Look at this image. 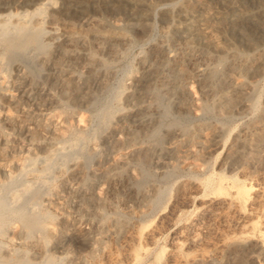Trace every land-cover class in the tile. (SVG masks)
Here are the masks:
<instances>
[{
  "label": "rangeland",
  "instance_id": "1",
  "mask_svg": "<svg viewBox=\"0 0 264 264\" xmlns=\"http://www.w3.org/2000/svg\"><path fill=\"white\" fill-rule=\"evenodd\" d=\"M242 1L264 21V0ZM7 3L0 264H254L264 256V31L247 44L237 17L216 2L208 3L221 13L214 18L188 9L189 0ZM242 24L248 30L252 20ZM70 29L74 53L52 33Z\"/></svg>",
  "mask_w": 264,
  "mask_h": 264
},
{
  "label": "bare ground",
  "instance_id": "2",
  "mask_svg": "<svg viewBox=\"0 0 264 264\" xmlns=\"http://www.w3.org/2000/svg\"><path fill=\"white\" fill-rule=\"evenodd\" d=\"M23 0H9V3H7V7L9 6H13L14 4L17 3H21ZM38 3L42 2L43 0H37ZM191 2H193V4L188 3L187 4V8L193 11H200L202 10L205 14V16L207 18H214L216 17L220 12H217L216 10H214L211 7H208V3L209 2H216L217 5H221L224 8V13H222V15H231V17L236 16L237 19L234 22V29L236 30V33L238 36H240L242 39H244V41L251 45V39L254 35H258L261 33V31H264V21H262L261 23H255L254 21V17L250 18L246 12V10L244 9V7L242 6V0H189ZM254 1V0H253ZM84 2H81V4ZM87 3V2H86ZM85 4V3H84ZM87 5V4H86ZM94 5V4H93ZM82 6V5H81ZM89 6V5H88ZM84 7V6H83ZM93 7V6H92ZM82 8V7H81ZM79 8V9H81ZM85 9V7L83 8ZM88 9V8H87ZM96 9V8H95ZM44 10V9H43ZM37 11L40 13L42 10L40 8L37 9ZM75 11V10H74ZM77 12L79 11L78 9L76 10ZM81 12V11H80ZM82 13V12H81ZM80 13V14H81ZM86 13V12H85ZM76 14V13H75ZM221 14V13H220ZM12 15V14H11ZM79 15V14H78ZM221 15V16H222ZM80 16V15H79ZM262 17V16H261ZM11 18V16H10ZM81 21L82 23L88 27L89 32L93 31L95 33V35L97 34V36H102V31L100 32L98 30V24L94 19H89L88 17H86L83 13H82V17ZM224 18V17H223ZM4 19V18H3ZM252 20V26H249L248 30H246L243 27V21H249ZM10 20V19H9ZM8 20V21H9ZM235 20V19H234ZM257 21V20H256ZM99 22V21H98ZM233 22V21H232ZM254 22V23H253ZM258 22V21H257ZM248 23V22H247ZM250 23V22H249ZM1 27H6V24L0 25ZM10 27V26H9ZM18 27V26H17ZM211 29H223L225 27V24L221 23L217 26H210ZM24 28H27V25L24 26ZM56 29V28H55ZM54 30V29H53ZM57 31V30H56ZM52 32L55 34V39L56 42L58 43L57 45L60 46L63 50H65L68 53H74L75 52V46H74V41L76 39V35L75 33L70 29L68 31L59 33V32ZM92 32V33H93ZM57 34V35H56ZM205 34V32H204ZM203 32H198L196 35H204ZM105 39V38H104ZM102 40V39H101ZM109 40V39H108ZM114 41V40H111ZM62 50V51H63ZM163 46H158L155 50V56H160L161 53H163ZM187 56L182 54L181 57L176 58L175 59V63H180L181 60L185 59ZM204 70V69H203ZM194 73L197 75H201L202 74V69L200 66H196L194 68ZM210 181V180H209ZM207 183V182H206ZM242 187V186H240ZM221 189V188H220ZM251 188L250 189H246V188H240L239 189V193H246L247 195H251ZM238 193V194H239ZM245 195V194H244ZM250 197V196H249ZM248 199V198H247ZM252 230L256 229L255 225H252L251 228ZM251 232V231H250ZM249 232V233H250ZM251 234V233H250ZM254 264H264V256L263 257H255L254 259Z\"/></svg>",
  "mask_w": 264,
  "mask_h": 264
}]
</instances>
